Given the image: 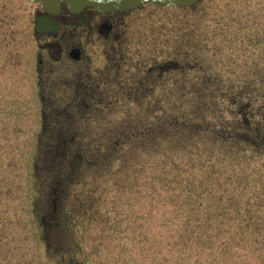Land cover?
<instances>
[{
  "label": "rangeland",
  "instance_id": "rangeland-1",
  "mask_svg": "<svg viewBox=\"0 0 264 264\" xmlns=\"http://www.w3.org/2000/svg\"><path fill=\"white\" fill-rule=\"evenodd\" d=\"M27 3L18 5L24 9L19 25L25 24L31 9H37ZM121 18L123 34L108 47L111 61L102 42L88 44L94 67L82 76H64L69 79L66 86L82 78L81 95L74 101L75 90L66 98L67 90L58 87V104L67 108L59 111L60 123L55 117L50 123L54 127L59 123L61 134L87 125L92 131L104 125L102 130L108 132L128 110L137 111L138 120L144 121L150 102L139 101L138 92L128 91L126 85L135 89V81L148 76L145 67L174 56L183 64L194 59L204 62L212 77L219 75L225 81L226 95L234 91L251 98L254 118L264 125V0H201L193 8L147 3ZM119 63L120 71L106 73L108 65ZM174 77L161 70L145 80L159 84L153 88L159 96L164 88L175 87ZM85 80L102 86L90 91ZM222 103L224 109L238 108L227 98ZM96 109H102L103 119L92 125L93 118L100 117ZM231 111L225 110L226 119ZM24 114V119L13 121L6 149L12 166L4 173L9 187H2L0 194V264H264V147L233 159L231 169L227 160L221 182L210 181L213 193H206L200 208L195 204L191 210L196 215L178 188L140 186L130 192L116 188L113 177L109 187H91L102 194L101 201L97 199L93 208L88 201L89 214L82 215L87 190L77 182L79 171L65 165L68 147L65 151V145L44 144V170L38 175L39 145L32 142L41 113L34 107ZM215 196L222 197L220 202ZM231 205L242 211L240 218L226 219L223 211ZM200 224L212 229L201 233Z\"/></svg>",
  "mask_w": 264,
  "mask_h": 264
},
{
  "label": "trees",
  "instance_id": "trees-1",
  "mask_svg": "<svg viewBox=\"0 0 264 264\" xmlns=\"http://www.w3.org/2000/svg\"><path fill=\"white\" fill-rule=\"evenodd\" d=\"M174 57L145 67L148 76L143 74L137 79L135 89L130 84L126 85L128 91L138 92L139 101L146 98L150 102L144 113V121L138 120L137 111L128 110L125 119L132 117L131 121L122 119L108 132L102 130L104 125L93 131L88 125L84 130L71 129L70 134L68 131L67 139L77 137L78 141L67 140L61 146L65 145V151L68 147L65 165L77 173L79 171L77 182L87 190L82 195V215L89 214L88 201L91 208L98 202L97 199L101 201L99 197L102 194L91 187H109L112 177L116 188L130 192L140 186L178 188L183 199L190 202V212L196 215L191 210L195 209V204L200 208L206 193H213L209 187L210 181L221 182L227 160L231 169L235 164L233 159L238 161L242 154L246 155L251 149L256 152L263 149L264 125L254 118L253 100L234 91L226 95L223 90L225 81L219 75L212 77L204 62L194 59L192 63L183 64ZM161 70L162 75L175 74V87L164 88L158 96L153 88H158L159 84L155 79V84L145 79L154 78ZM125 84L124 81L123 86ZM160 85L162 87V83ZM226 98L238 106L237 110L224 109L222 100ZM158 103L160 107H156ZM225 110L231 111L230 119H226ZM97 111L100 117L93 118L92 125L103 119L102 110ZM83 134H89L91 138ZM197 170H200V174L196 173ZM220 198L214 197L218 202ZM228 208L223 211L226 219L240 218L242 211L236 209L237 205ZM227 211L230 215H227ZM200 225L201 233H209L206 231L212 229L209 224ZM197 241H202V238L197 237Z\"/></svg>",
  "mask_w": 264,
  "mask_h": 264
},
{
  "label": "flooded vegetation",
  "instance_id": "flooded-vegetation-1",
  "mask_svg": "<svg viewBox=\"0 0 264 264\" xmlns=\"http://www.w3.org/2000/svg\"><path fill=\"white\" fill-rule=\"evenodd\" d=\"M26 1L27 4L30 2L31 5L36 4L37 9H31L25 24L19 25L24 16L22 11L24 9L18 5H25ZM26 1L1 0L0 2V17H2L0 18V194L3 191L2 187H9L4 173L12 166L6 152L8 141L12 138L10 128L15 119L21 120L26 117L24 112L35 107L39 108L41 113V126L36 135L34 133V142H32L39 145L36 157L39 166L38 175L44 170H42L45 164L43 158L46 159L44 144L49 142L66 144L68 141H78L77 137L68 140L66 134L63 135L57 130L62 117L59 111L62 107L64 109L67 107L58 104L56 94H60V91L65 89L67 98L68 92L75 90L74 101L81 95L82 78H76L66 86L65 79H69L64 76H82L81 72L94 67L91 52L93 49L90 50L88 44L102 42L105 56L111 61L112 52L108 47L114 46L117 38L123 34L124 22L121 17L126 13L111 11L103 14L88 7L83 12L74 14L64 2L59 13L51 14L42 8L40 3ZM43 16H48L54 24L40 31L37 29V19ZM58 65L61 68H57ZM120 68V63L114 67L108 65L106 73L109 69L115 73ZM92 83L93 81L86 84L88 89L99 91L102 84L95 83L93 86ZM54 84L56 86L53 89ZM58 87L62 89L58 90ZM78 102H81V99H78ZM69 107H76V103ZM51 117L58 118L59 123L56 127L51 125ZM39 181L42 182V178H39ZM42 198L45 199L43 195Z\"/></svg>",
  "mask_w": 264,
  "mask_h": 264
},
{
  "label": "water",
  "instance_id": "water-1",
  "mask_svg": "<svg viewBox=\"0 0 264 264\" xmlns=\"http://www.w3.org/2000/svg\"><path fill=\"white\" fill-rule=\"evenodd\" d=\"M40 1L42 6L51 14L59 13L62 2L67 3L68 9L78 14L85 10L86 7H94L96 10L106 13L108 11H126L135 9L147 2H154L161 5L171 6H192L200 0H32ZM49 20V18H46ZM54 24V23H53ZM38 30L42 29L41 25H37Z\"/></svg>",
  "mask_w": 264,
  "mask_h": 264
}]
</instances>
